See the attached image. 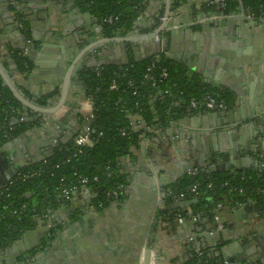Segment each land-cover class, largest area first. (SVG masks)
Wrapping results in <instances>:
<instances>
[{"label":"crops","instance_id":"obj_1","mask_svg":"<svg viewBox=\"0 0 264 264\" xmlns=\"http://www.w3.org/2000/svg\"><path fill=\"white\" fill-rule=\"evenodd\" d=\"M5 1L0 0V88L9 90L7 83L11 84L30 102L42 107H52L58 98L59 85L68 67V61L72 60L77 52L67 51L66 58L62 59L57 50L59 46H47V48H42L44 50H40L39 45L36 52L30 51L27 56L31 61L34 60L37 64H41V67H35L31 62L32 69L28 74L18 73L13 60L10 58V53L8 54L3 49L4 46H7L6 48H9L10 52H15L18 50L11 48L9 44L15 45L16 42L21 44L20 36L11 30V24L8 23ZM47 1L48 3L45 4ZM211 2L216 3L218 0H189L175 11L170 12L166 23L167 30L162 32L154 41L143 44H116L110 49H101L99 52L103 57L99 59L96 55H90L84 61L83 68L91 69L102 62L123 64L126 62L129 50L131 54L137 55L136 57L139 58L158 54H162L166 58V54H168L169 58H173L171 61L183 66L187 78H195L199 81L204 79L203 84L227 91L232 95V104L229 107L223 104L225 110L222 111L220 117L222 127L233 126L239 120H246L264 105V18H259L250 26L248 25L249 22L242 18L246 17L245 12L238 9V13L228 15V20L218 19L216 22L206 23L215 20V14L220 13L216 10L213 12L207 10ZM30 6L35 12L38 11L39 6L43 8L42 18L33 21L36 38L42 43L44 40H48L64 45L66 50H69L70 47L81 41L85 42L83 45L85 46L91 41L105 38L102 35V27L87 14L80 12L75 5V0H32ZM163 10L164 0L148 3L138 20V30L146 29L147 32H151L158 28L161 21L160 17L157 18V16ZM229 20L238 21L241 26H236L237 24H233ZM172 34H176V37H171ZM10 36H13L16 41H11L8 38ZM165 39L170 40V53H165L167 50H163V45L160 46V40ZM223 40L226 41L225 46L229 50H231L230 47L235 46L234 50L240 52L244 63L250 62L248 64H252L254 62L259 68L260 75H258L257 82L251 90L244 85L242 78L238 79L235 76L233 72L237 71L236 68L224 69L222 64H219L218 60L224 53L220 48L222 44H225ZM3 42L8 45L2 44ZM238 42H242V45H237ZM239 65L236 64L238 68ZM246 66L250 71L251 67ZM196 72L206 74L210 78H202ZM230 88H236L240 92L239 96L234 94ZM237 100L240 102L238 106H235L234 101ZM19 108L24 116L28 115L30 119L36 118V114L30 113L20 104ZM182 112L183 115L176 121L181 122L186 119L184 128L194 127L206 130L210 126L211 121L202 117L207 112L194 114L188 112L187 109ZM91 113L92 105L86 99L84 85L74 80V88L70 89L63 108L55 115V121L58 122L64 136L62 138L65 139L67 133L71 135L82 134L88 126L84 121ZM12 121L14 122L15 119ZM150 129H155V127H149ZM39 131L35 130L28 138H24V144L26 145L29 141V146H32L30 157H26L27 153L23 150L22 144L19 146L12 143L15 139L23 142L20 137L7 141L0 147V187L9 182L10 168L15 167L17 172L27 168L25 167L27 163H31L32 166L43 161L41 159L53 132L48 140L47 137L43 138L45 136ZM231 131L236 132L234 128ZM144 139H146V152L151 158L156 159L155 165L162 176L170 179L173 175L186 174L190 171L180 169L179 165L192 166V164L190 165L189 161L185 163V157H177L179 159L176 160L174 150L164 148L160 140H158L159 143L152 142L151 139H156L152 133ZM251 142L254 143L255 141L249 135L246 138H240L242 144H238L237 139H228L225 135L221 141L209 142V150L212 152L214 145L215 151L227 152L236 145L240 149L250 148V152L248 154L243 153L239 157L240 159L254 158L255 155L251 153V149L257 147L251 146ZM257 142L259 143V141ZM202 152L206 156L207 151L202 150ZM137 161L138 153L136 151L123 158L121 162L128 175L129 183L132 179L136 181V187L131 190V197L123 196L119 205L110 202L102 209L94 210L86 206L88 202L81 205L77 203L89 196V193L93 194L92 190L73 193L70 201H66L70 202V208L75 209L76 212L73 219L67 218L68 221L63 224L64 227L56 232L53 239L57 238V240L54 242L52 239L53 245H49L43 252H40L39 233H21L15 241L0 252V264H136L134 257L139 240L142 237L147 240L152 233H155V237L158 238V241L153 242L154 249L165 252L159 254L158 264H180L181 255L185 251L184 243H189L188 237L185 236L189 235L180 236L174 232L160 231V229L158 232H154L155 226L161 221L157 216L160 211V203L158 202L160 199L157 202L153 199V194L145 184L148 181L145 166L142 162L137 164ZM245 164L250 168L253 167V162L250 159H247ZM158 193L160 194V192ZM63 204L53 209L52 212L61 214L65 219L69 213L64 211ZM221 208L223 207L221 206ZM95 211L99 212L98 216L92 213ZM84 215H87L86 219L81 220ZM76 216L79 218L74 219ZM256 217L260 221L263 219L260 214ZM220 218L222 221L218 227L220 232H225L229 228L234 231L230 225L232 224L230 211H224ZM257 223L256 220H253L251 226ZM199 235H195V237H199ZM198 241L200 240L198 239ZM261 259H258L256 264H261V261L264 262V258Z\"/></svg>","mask_w":264,"mask_h":264},{"label":"trees","instance_id":"obj_2","mask_svg":"<svg viewBox=\"0 0 264 264\" xmlns=\"http://www.w3.org/2000/svg\"><path fill=\"white\" fill-rule=\"evenodd\" d=\"M152 1L155 0H75V5L102 27L103 37L113 38L125 37L138 29V19ZM188 1L172 0L170 12ZM224 5L223 9L217 10V4L211 2L207 10L229 15L238 13L241 8V12L249 11L255 19L264 17V0H224ZM23 26V31L27 32V25ZM147 31L140 29V33ZM12 58L18 73L28 74L32 69L29 59L18 52H14ZM97 66L82 68L76 77L84 85L85 96L92 105V117L88 123V127L94 130L92 145L83 147L82 154H79L74 145L77 133L69 142L53 148L44 161L18 170L5 186L0 187V252L30 228L37 218L66 203L58 198L61 180L63 185L70 187L76 182L74 173L88 178L96 176L98 183L88 190H92L97 201L106 206L113 200L105 198L106 192L117 191L119 197H123L129 178L121 162L126 156L139 152L142 140L150 134L147 132L149 127L168 128L183 115L182 111L187 109L191 99L200 102L203 97L210 96L226 107L232 104L230 93L205 85L198 79L187 78L182 65L162 54L139 58L129 50L125 63L102 62ZM150 67L155 87L143 80ZM162 70L167 73L165 79L160 77ZM133 92L137 95L134 96ZM192 111L195 114L204 112L201 109ZM21 117L23 121H20ZM36 124L37 121L20 112L19 103L10 91L0 88V147ZM121 131H125V135L122 136ZM30 172L35 174L24 177ZM193 187L195 192L192 193ZM165 188L172 192L165 196L167 205L172 206L174 196L183 193L185 200H198L191 206L192 212L203 213L208 219L213 218L218 204L234 206L255 202L264 206V162L259 159L256 168L234 172L198 170ZM178 210L184 213L183 209ZM160 214L163 220L172 221L167 209ZM208 250L200 249L201 255L186 252L181 264H218Z\"/></svg>","mask_w":264,"mask_h":264},{"label":"water","instance_id":"obj_3","mask_svg":"<svg viewBox=\"0 0 264 264\" xmlns=\"http://www.w3.org/2000/svg\"><path fill=\"white\" fill-rule=\"evenodd\" d=\"M171 1L172 0H164L162 21L160 22L158 28L152 30L151 32L140 33V30L136 29L132 33L127 34L125 37L116 36L113 38H101L98 40L91 41L85 46H83L85 42L81 41L75 46L70 47L71 49L69 48V50H66L64 45L56 44L55 42H49L48 40H44V42L42 43L39 39L36 38L35 25L33 21L37 20V18H42L41 12H43V8L41 6H39L38 11L35 12L32 11L30 6V2H32V0H6L5 12L7 13V19H9L8 23L11 24V30L15 34L17 33L20 36L21 41L20 45L17 44L18 42H16L15 45L13 43H10L9 46L15 50H18L15 52H18L19 55H22L23 57L28 59L29 57L27 56V54L30 51L36 52L37 47H39V45L40 50L42 48H47V46H59L57 50L60 53L62 59L66 58L67 51L77 52L73 59L68 61V67L66 68L64 76L59 85L58 98L52 107H42L33 102H30L23 96V94L18 92V90H16L14 86L7 83L9 90L13 94L14 98L19 102V104L23 108L28 109L29 112L32 114H36V118L33 119V121H37L36 125L32 126L29 130L19 136L21 141L23 142H19L17 141V139H15L12 141V143L17 144L19 146L22 144L24 147L23 150L27 153L26 157H30V149L32 146H29V141L25 145L24 138H28L35 130H40V134L43 133V135L45 136L42 137H47L48 140L50 139V134L52 132L53 135L55 133L58 134L60 126L58 122L55 121V115L63 108V105L67 99L70 89L74 88V80H76L78 72L83 68L84 61L89 58V56L92 54L96 55L99 59L102 58L103 56L99 51L101 49H110L113 45L116 44H143L154 41L162 32L167 30L166 23L170 15ZM47 3L48 1L45 4ZM240 9L241 8H239V10ZM215 16V20L213 19L210 22L208 21L206 23H212L214 21L216 22L218 21V19H229V16L224 15L223 13H216ZM242 18L243 20L249 22L248 25L250 26H252L254 22L258 21L247 17ZM229 21H231L233 24H237L236 26H241V23L238 21ZM23 25H27V32L23 31ZM138 25L139 24L137 23L136 27H138ZM171 37L175 38L176 34H172ZM8 38H10L11 41H16L13 36H10ZM85 38L87 39V37H84V39ZM223 42H225V44H222L220 48L223 50L224 53L221 54V57L218 60L219 64H222V67L224 69H230V67L236 68L237 71L233 72L235 76H237L238 79L242 78V80L244 81V85L251 90L252 86H255L257 82L258 75H260V70H258L259 68L254 62L252 64H248L250 62L244 63V59L243 57H241L240 52L238 50H234L235 46L230 47L231 50H229L227 46H225L227 44L226 41L223 40ZM169 43V39L160 40V46L163 45V50H167L166 52L162 50L163 52L170 53L171 48ZM2 44L8 45L4 42ZM237 45L241 46L242 42H238ZM6 47L7 46H4L3 49H5L8 54L10 53V58L13 60L12 54L14 52H10V49ZM166 58L173 60L172 57L169 58L168 54H166ZM29 61L33 62L35 67H41V64H37L36 61H31L30 59ZM236 64H240L239 68L238 66H236ZM246 65H249L251 67L250 71H248ZM196 73L202 78H210L206 74H201L200 72ZM203 80L204 79H201L200 82L203 83ZM230 89L232 92H234V94L239 96L240 92L236 90V88ZM239 102L240 100H237L236 102L234 101V105L238 106ZM187 111L193 113V111L189 107H187ZM221 116L222 112L205 113L202 117L207 118L211 121L210 126H208L206 130H201V128L198 129L194 127L184 128L183 125H186V119H184L181 122H171L169 124V127L164 130L148 129L147 132L152 133L154 137H156V139H151L152 142L159 143L158 140H160L164 148L174 150V152L176 153V160L179 159L177 157H185V163L189 161L190 165L192 164V166H182V164H180L179 168L183 170H193L198 167L200 170L206 173L224 172L231 169H233L232 172H234L235 170L249 169L250 166L245 164L247 159H250L253 162L252 168L257 167L258 161L256 159L239 158L243 153L248 154L250 152V148L245 147L244 149H240L235 145L230 148L231 150L227 152H217L215 151L216 149L213 145V151L211 152L209 150V142L214 143L216 140L221 141L226 135L228 139H237L238 144H242L240 143V138H246L249 135V137L254 138L255 141L254 143L251 142V146L257 147L251 149V153L254 155H264V105L259 108L255 113H253V116L247 118L246 120H239V122L233 126L222 127L220 125ZM195 118L197 117L195 116ZM233 128L236 130V132L231 131V129ZM257 141H259V143ZM142 142L143 143L140 146V150L139 152H137V164L139 162H142L145 166V172L147 173L148 179L145 184L150 190V192L153 194V199H155L156 202L158 199H160L158 201L160 203L161 200L165 198V194L162 193L163 187L167 186L170 181L168 180V178H165V176L161 175L160 170L155 165L156 159L154 160V158H151L147 154L145 149L146 139H143ZM202 150L207 151L206 156L203 155ZM152 155L154 156V154ZM44 159L45 158H42L41 160ZM10 163L14 164V162L12 161H10ZM29 166H31V163L25 164V167ZM16 170L17 169L15 167L10 168L11 176L9 177V179L16 174ZM135 184L136 181L132 179L130 183L124 188L123 196L128 195L129 197H131V190L136 187ZM158 192H160V194ZM96 196L97 195L94 194L91 199L96 198ZM89 201L90 200H88L87 202ZM114 202V204L119 205V201L116 200ZM197 202V199L192 201H178L172 205V208L175 210L184 209L185 207H191ZM225 206L223 208H216L214 211V217L221 216L224 211H230V222L232 223L230 225L233 227L234 231L229 228L228 230H225V232H220L218 227L221 225V223L211 222V220L207 217H200L196 219L185 218L181 221H165L161 217L159 218L161 221H159L158 224L155 226L154 232H158L160 229V231L165 230L166 233L174 232L175 234H178L180 236L185 234L189 235L185 236L186 238L188 237V239L194 235L197 236L199 235V233H201L199 237L194 236V244H190L189 246H187V244L184 243L185 251L181 255L180 264L183 260H185L186 252L194 251L195 253H198L200 249L205 250L207 248L209 249L208 251L212 253V257L217 259L218 264L257 263L258 259L260 260L261 258H264L263 208L256 205L253 207L248 205H242L239 209L236 207L233 208L230 205ZM63 208L65 207L63 206ZM250 208H252V210H250ZM92 213L97 216L99 215L98 211ZM259 214L263 218L261 221L259 220V218L256 217L259 216ZM86 217L87 215H84L81 220L86 219ZM253 220H256L258 223L254 226H251V222ZM237 238L238 240L236 241ZM198 239L200 241H198ZM53 240L54 242H56L57 238ZM156 241H158V238L155 237V233H152V235L150 234L147 240L143 237L139 240L134 257L136 264H158L159 254H164L165 252H160L161 250L158 251L157 249H154L153 242ZM52 243L53 241L50 245H53ZM39 246H41V244H39Z\"/></svg>","mask_w":264,"mask_h":264},{"label":"flooded vegetation","instance_id":"obj_4","mask_svg":"<svg viewBox=\"0 0 264 264\" xmlns=\"http://www.w3.org/2000/svg\"><path fill=\"white\" fill-rule=\"evenodd\" d=\"M260 18H264V17H260ZM252 19H255V18H252ZM255 20H258V19H255ZM87 99V98H86ZM91 117H92V113L86 118V120L84 121V123L85 124H87L88 125V123H89V121H90V119H91ZM31 120H33L32 118H31ZM63 122V121H62ZM62 129H63V127H62ZM59 131V133L57 134V133H55L52 137H51V139L49 140L50 142H48V144H47V146H46V151H45V154H44V156H43V158H47V157H49L50 155H51V152H52V150H53V148H55L58 144H62V143H67V142H69L70 140H72L73 139V137H74V135H71L70 133H67V136L65 137V139H63L64 138V136L62 135V133H61V128H60V130H58ZM63 137V138H62ZM260 156L261 155H255L254 156V158L258 161V165H259V159H260ZM259 158V159H258ZM44 159V160H45ZM43 160V161H44ZM40 163V162H39ZM198 170H200L198 167H196L195 169H193V170H188L189 172L188 173H186V174H184V173H178L177 175H173L170 179H168L169 181H170V183L169 184H167V186H169V185H171V184H174L176 181H178L179 179H181V178H183L184 176H186V175H189V174H193V173H195V172H197ZM231 170H233V169H231ZM181 176V177H180ZM167 186H164L163 187V190H162V193L163 194H165V196L166 195H169V194H172V192L169 190V189H167V188H165V187H167ZM85 192L87 191H90V190H88V189H86V190H84ZM179 195L180 194H176L175 196H174V198H175V203L176 202H178L179 201ZM92 196H94V194H92V193H89V196H87L86 198H84V199H82L81 201H79V202H77L79 205H81V204H83L84 202L86 203L88 200H90L87 204H86V206L87 207H90V208H92V209H99L98 207H97V204H98V201H97V196H96V198H93V199H91V197ZM120 199H122V198H120L119 197V195H118V197L117 198H115V199H113V200H111L110 202H114V201H120ZM68 201V200H67ZM66 201V202H67ZM69 201H70V199H69ZM186 201H188V200H186ZM109 202V203H110ZM70 203V202H69ZM69 203L67 202V204L65 203V204H63L64 206H65V209H64V211L65 212H67V213H69V215L67 214V216L68 217H66L65 219L62 217V215L61 214H57V213H55L54 211L52 212V210H49V211H47L43 216H41V217H39V218H37L36 220H35V223L30 227V228H28L27 230H25L23 233H28V232H31V233H35V232H38L39 233V235H40V244H41V246L39 247L40 248V252H43V250H45L46 248H48L49 247V245L51 244V242H52V239H53V237L55 236V234H56V232H58L61 228H63L64 226H63V224L66 222V221H68V219L67 218H70V220H72L73 219V217H74V213L76 212V210L75 209H72V208H70V206H69ZM173 205V204H172ZM218 205H220V207H218V208H221V204H218ZM259 206V207H262L263 208V211H264V206H262V205H258L257 203H255V202H252V203H250V204H248V206ZM242 206V204L241 203H238V204H235L234 206H232L233 208H240ZM104 207V206H103ZM222 207H224V205L222 206ZM217 208V207H216ZM164 209H167V212H169V214H170V219L172 220V221H177L176 219H175V217L177 216V211H178V209L177 210H175V209H173L172 208V206H171V204L170 205H167V201L165 200V198L163 199V200H161V202H160V211L158 212V217L159 218H161L162 217V214H160L161 213V211H163ZM250 210H252V208H250ZM251 212H253V211H251ZM200 217H206V216H204V214L202 215V216H200ZM199 217V218H200ZM221 216H217L216 217V220H214V216H213V218H211L210 220H211V222H222L220 219ZM195 236V235H194ZM194 236H192L191 238H189L188 239V244H187V246H189L190 244H194L195 243V237ZM46 237V238H45ZM261 263H263L262 261H261ZM256 264V263H255Z\"/></svg>","mask_w":264,"mask_h":264},{"label":"built area","instance_id":"obj_5","mask_svg":"<svg viewBox=\"0 0 264 264\" xmlns=\"http://www.w3.org/2000/svg\"><path fill=\"white\" fill-rule=\"evenodd\" d=\"M216 9H223L225 7L224 5V0H218V3ZM247 18H254L253 14L250 13L249 11H247L245 13ZM139 20V19H138ZM111 21V19H109V22ZM160 21H162V19H160ZM158 38V37H157ZM156 38V39H157ZM98 67V66H97ZM151 69L152 67L148 68L147 71L148 73L145 75L144 77V81L150 82V84L155 87V80L153 75L151 74ZM97 73L99 72L98 69H96ZM161 78H166L167 77V73L165 70L161 71L160 74ZM115 88V86H112V89ZM133 95L136 96L137 92H133ZM188 107L191 110H197V109H201L204 112H222L225 110V107L222 103H217L214 98L210 97V96H206L203 97L202 100L200 102H197L195 99H191L189 102ZM20 121H23V118L21 117ZM92 134H94V130L90 129L88 126L86 127V129L84 130V132L80 135H78L75 140H74V145L75 147L78 149V153L82 154V148L83 147H87V146H91L92 145V140H91V136ZM121 135H125V131H121ZM260 161L264 162V155L260 156ZM17 174V172H16ZM15 174V175H16ZM35 173L34 172H30L27 173L26 175H24V177H29V176H33ZM14 175V176H15ZM76 177V182L73 186L67 187L65 185H63V180H61V185L59 187V200H69L72 196L73 193L77 192V191H84L86 189H88L90 186L95 185L98 183V178L96 176L92 177V178H88V177H82L77 175L76 173L73 174ZM120 189V188H118ZM191 192H195V187H193L191 189ZM118 197V193L117 191H113V192H106L105 193V198H107L108 200L111 199H115ZM179 201H186L185 200V195L183 193H181L179 195ZM103 203L101 201H98L97 207L99 209L103 208ZM217 208L220 207V205L216 206ZM184 213L182 214V211L180 212L179 210L177 211V216L175 217V219L177 221H181L182 219L185 218H199L200 216L203 215V213H199V214H194L192 212L191 207H185L183 209ZM214 220H216V217H214ZM199 255H201V252H198Z\"/></svg>","mask_w":264,"mask_h":264},{"label":"rangeland","instance_id":"obj_6","mask_svg":"<svg viewBox=\"0 0 264 264\" xmlns=\"http://www.w3.org/2000/svg\"><path fill=\"white\" fill-rule=\"evenodd\" d=\"M160 19H162V16H161V18Z\"/></svg>","mask_w":264,"mask_h":264}]
</instances>
